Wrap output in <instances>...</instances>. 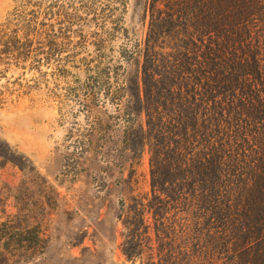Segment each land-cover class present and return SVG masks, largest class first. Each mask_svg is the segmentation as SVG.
<instances>
[{
    "label": "trees",
    "instance_id": "obj_1",
    "mask_svg": "<svg viewBox=\"0 0 264 264\" xmlns=\"http://www.w3.org/2000/svg\"><path fill=\"white\" fill-rule=\"evenodd\" d=\"M126 7L127 0H19L0 22V109L17 90L43 89L61 114L111 105L127 109L128 123L122 76L139 50L127 37ZM148 11L137 98L151 189L158 198L184 181L197 219L196 243L181 259L166 240V254L156 262L151 254L148 264H264V0H150ZM118 39V54H109ZM93 129L73 141L76 157ZM12 229L0 224L3 247L23 248ZM42 243L35 231L27 248L41 252Z\"/></svg>",
    "mask_w": 264,
    "mask_h": 264
},
{
    "label": "rangeland",
    "instance_id": "obj_2",
    "mask_svg": "<svg viewBox=\"0 0 264 264\" xmlns=\"http://www.w3.org/2000/svg\"><path fill=\"white\" fill-rule=\"evenodd\" d=\"M149 1L127 0L124 14L127 37L139 50L122 76L128 123L127 109L111 105L61 114L43 89L17 90L0 109V224L19 231L23 246L7 250L0 237V260L8 259L2 264H148L151 254L155 262L166 254L161 241H172L179 259L196 243L193 190L180 180L158 198L151 189L146 118L137 98ZM18 2L0 0V22ZM121 44L115 40L109 54L117 55ZM89 128L90 141L76 157L73 141ZM35 231L41 252L27 248Z\"/></svg>",
    "mask_w": 264,
    "mask_h": 264
}]
</instances>
